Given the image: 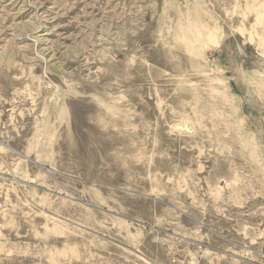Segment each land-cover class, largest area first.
Returning <instances> with one entry per match:
<instances>
[{
    "label": "rangeland",
    "instance_id": "374dc122",
    "mask_svg": "<svg viewBox=\"0 0 264 264\" xmlns=\"http://www.w3.org/2000/svg\"><path fill=\"white\" fill-rule=\"evenodd\" d=\"M0 264H264V0H0Z\"/></svg>",
    "mask_w": 264,
    "mask_h": 264
}]
</instances>
